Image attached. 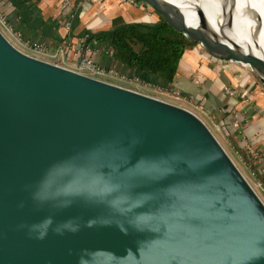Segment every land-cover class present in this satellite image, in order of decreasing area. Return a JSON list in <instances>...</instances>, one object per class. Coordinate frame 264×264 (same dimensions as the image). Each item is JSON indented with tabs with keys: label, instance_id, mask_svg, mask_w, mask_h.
Masks as SVG:
<instances>
[{
	"label": "water",
	"instance_id": "95a60500",
	"mask_svg": "<svg viewBox=\"0 0 264 264\" xmlns=\"http://www.w3.org/2000/svg\"><path fill=\"white\" fill-rule=\"evenodd\" d=\"M134 1L264 88L259 23L244 51L200 9L190 27L168 0ZM0 264H264V204L193 113L30 57L0 31Z\"/></svg>",
	"mask_w": 264,
	"mask_h": 264
},
{
	"label": "crops",
	"instance_id": "0c3cea01",
	"mask_svg": "<svg viewBox=\"0 0 264 264\" xmlns=\"http://www.w3.org/2000/svg\"><path fill=\"white\" fill-rule=\"evenodd\" d=\"M66 1L67 5L62 6L59 0H0L1 32L15 45L42 44L44 51L37 54L39 60L67 69L86 58L102 70L112 72L116 82L129 87L139 85L167 99L171 95L175 101L172 104L213 119L216 124L226 114L227 105L237 104L231 111L230 126L232 114L237 113L245 132L258 133L264 129V116L258 115L259 111L264 113V91L246 68L216 62L195 47L184 54L172 85L162 91L156 79L148 80L112 65L106 56L92 50V44H85L87 38L83 35L87 30L94 34L121 24H155V18L118 0ZM15 3L27 17L42 21L45 36L41 30L28 31L21 24ZM225 87L234 90L238 97L225 96ZM234 136L241 141L236 132Z\"/></svg>",
	"mask_w": 264,
	"mask_h": 264
},
{
	"label": "trees",
	"instance_id": "16d2710c",
	"mask_svg": "<svg viewBox=\"0 0 264 264\" xmlns=\"http://www.w3.org/2000/svg\"><path fill=\"white\" fill-rule=\"evenodd\" d=\"M16 7L21 17V24L28 31L41 30L45 36V25L42 21L27 17L22 11H19L20 8L17 4ZM83 35L87 38L85 40L88 41L87 45L92 44V50L102 53L112 65L119 69L124 68L148 80L156 79L157 86L162 91L167 90L172 85L184 54L197 47L181 34L160 22L150 25L121 24L109 31L94 34L87 30L83 32ZM106 70L108 71L110 68L107 67ZM226 107V114L223 113L218 124L223 129L228 141L233 144L234 149L240 155L242 154L241 156L246 160V149L235 138V132L230 126L231 111L236 109L238 105L232 103ZM263 114V112H258V115L264 116ZM246 136L256 148L261 147L264 150V129L258 133L247 132ZM234 144H239V146ZM246 162L249 163L248 160ZM249 168L259 178L256 168L251 165Z\"/></svg>",
	"mask_w": 264,
	"mask_h": 264
},
{
	"label": "bare ground",
	"instance_id": "6f19581e",
	"mask_svg": "<svg viewBox=\"0 0 264 264\" xmlns=\"http://www.w3.org/2000/svg\"><path fill=\"white\" fill-rule=\"evenodd\" d=\"M177 5L184 13L186 24L195 27L198 24L195 9H200L205 14L210 26L215 32L221 30L232 42L246 51L253 49L252 31L256 22L260 25V39L257 44L260 52H255L257 56L264 57V3L260 0H168ZM231 6L232 25L225 27V16ZM250 15V16H249ZM229 46V45H228Z\"/></svg>",
	"mask_w": 264,
	"mask_h": 264
},
{
	"label": "built area",
	"instance_id": "2783aa9c",
	"mask_svg": "<svg viewBox=\"0 0 264 264\" xmlns=\"http://www.w3.org/2000/svg\"><path fill=\"white\" fill-rule=\"evenodd\" d=\"M59 1L61 2V5L63 6L67 5L66 0H59ZM118 1L122 4L123 3L129 4V5H132L142 10L141 7L138 5V3L135 2L134 0H118ZM9 42L20 52L30 57L36 58V59H38L37 54H40L44 51V46L42 44L24 42L22 44L19 43L18 45H15L11 41ZM67 69L75 73H78L80 75L121 87L120 85L115 83L116 77L112 74V72H106L102 70L101 68H99L98 66H96L94 63H92L90 60L86 58L79 60L76 65H74L71 68H67ZM121 88H125V87H121ZM125 89L160 100V101H163V102H166V103H169V104H172L171 102L162 100L160 98L162 96L161 93L156 92V91L146 90L144 87H140L139 85H135V86L132 85V87L125 88ZM223 94L225 96H228L229 98L238 97L236 92L229 87H225L223 89ZM193 114L195 115V113ZM231 127L236 132V134L239 135L240 140H241L240 144H242V146H244L246 149V158L248 162L252 163L251 166H254L256 168L258 175H259V178H257L254 171L249 168V173H250L251 179L253 183L255 184V186L253 187L252 184L251 185L249 183L248 184L251 186V188L254 190L256 194H257L256 190H259V192L264 196V150L261 147L256 148L253 144H251L250 140L247 139V136H246L247 131L245 132L243 128H241L239 115L237 113L232 114ZM257 196L259 195L257 194ZM259 198L260 200L262 199L261 197Z\"/></svg>",
	"mask_w": 264,
	"mask_h": 264
},
{
	"label": "rangeland",
	"instance_id": "374dc122",
	"mask_svg": "<svg viewBox=\"0 0 264 264\" xmlns=\"http://www.w3.org/2000/svg\"><path fill=\"white\" fill-rule=\"evenodd\" d=\"M260 3H264V0H260ZM63 6V5H62ZM0 30L3 32V30L1 29L0 26ZM246 70H249L248 68H246ZM248 72H250L251 76L254 78L255 83L259 86L262 87L259 80L257 79V77L249 70ZM116 84L120 85L121 87H125V88H129V86H125V83H118L115 82ZM114 83V84H115ZM263 91L264 88L262 87ZM158 96V95H157ZM172 97L171 95L168 97V99L166 97L161 96L160 98L164 101L167 102H171L174 103L173 100L174 98L172 97V99L170 98ZM177 106V105H176ZM184 109V108H183ZM187 110V109H185ZM189 111V110H187ZM195 115L206 125V127L210 130V132L212 133V135L215 137V139L218 141V143L220 144V146L223 148V150L226 152V154L229 156V158L232 160V162L234 163V165L236 166V168L238 169V171L242 174V176L246 179V181L252 186L254 187L255 184L253 183L250 173H249V165H251L252 163H248L246 162V160H244L243 156H241L233 147V144H231V142L228 141V139L226 138L225 134L223 133V129L219 126V124H216L214 122L213 119H210L206 116H202L200 114H196ZM221 117V116H220ZM219 117V118H220ZM235 146H239V144H234ZM246 157V156H245ZM257 194L259 195L258 197H261L262 201L264 202V196L259 192V190H256Z\"/></svg>",
	"mask_w": 264,
	"mask_h": 264
}]
</instances>
